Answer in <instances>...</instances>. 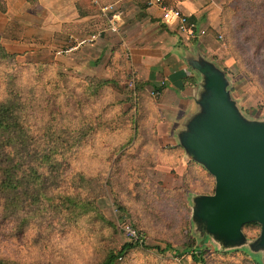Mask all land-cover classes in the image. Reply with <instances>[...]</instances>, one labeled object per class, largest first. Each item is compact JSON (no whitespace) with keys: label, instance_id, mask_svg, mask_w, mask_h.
<instances>
[{"label":"rangeland","instance_id":"obj_1","mask_svg":"<svg viewBox=\"0 0 264 264\" xmlns=\"http://www.w3.org/2000/svg\"><path fill=\"white\" fill-rule=\"evenodd\" d=\"M193 1L199 11L205 9L207 14L210 13L216 25L217 31L212 33L210 43L214 51L207 56L222 74L228 98L240 120L248 126H264V0ZM167 2L177 8L171 0ZM201 31L198 28L195 36L187 35L202 42H197V47L204 45ZM122 37L120 34V40L113 38L114 42L108 43L118 46L111 47L108 57H98L101 63L107 62L105 74L117 84L87 101L81 99L84 98L81 91L83 83L87 78L97 77L83 68L78 70L62 59L76 55L95 41L72 51L67 50L71 46H63L53 51L43 50L17 57L13 70L24 91L33 83L38 84L36 111L44 105L46 97H49L48 110L59 108L62 127L74 121L78 115L98 116L106 120L109 128L99 130L83 141L77 155L75 153L70 158L69 168L63 176L78 172L95 180L94 202L108 222L109 227L102 231L105 235L103 238L107 240L101 239L98 245V222L86 226L90 234L72 227L66 231L55 228L57 231L52 232L47 243L43 241L45 235L41 226L34 225L29 228L23 241L13 239L7 246L2 245L0 254L6 251L14 259L42 264H95L98 247L105 248L114 243L122 245L138 238L144 246L152 249L129 253L120 264H196L191 259L190 251L183 253L187 245H193L191 249L194 254L202 255L207 264H264V249L258 227H245V237L224 245L220 239L209 235L204 225L195 221V200L199 196L213 194L214 179L197 165L179 166L177 152L159 148L152 134L155 115L140 122L137 120V131H133L134 118L131 120L126 116L131 109L124 89L132 78L126 73L125 60L112 54V50L119 53L124 43ZM97 40L101 44L109 39L103 35ZM32 64H45L47 67L37 74L36 66ZM72 64L76 62L72 61ZM11 71L12 68L7 70L6 65L0 66V99L4 96L3 77ZM56 74L65 75L66 80L64 85L59 83L60 90L55 92L54 96L57 97L54 98L53 86L48 81H52ZM37 75L41 77L38 81L35 80ZM73 95L80 97L79 105ZM160 95L150 97L149 104L153 109ZM150 107H147L149 111ZM129 136L133 139L129 140ZM61 182L65 185V177ZM117 204L122 205L123 210L118 209ZM12 242L20 243L11 246ZM153 246L166 250L159 252ZM175 251L182 255L176 256Z\"/></svg>","mask_w":264,"mask_h":264},{"label":"trees","instance_id":"obj_2","mask_svg":"<svg viewBox=\"0 0 264 264\" xmlns=\"http://www.w3.org/2000/svg\"><path fill=\"white\" fill-rule=\"evenodd\" d=\"M163 1L169 5L167 0ZM146 7H148L147 2L143 0L142 8ZM187 20L193 23L190 17ZM17 57V54L7 52L0 43V66L6 65L7 70L12 68V71L6 72L3 77L4 96L0 99V247L7 246L13 239L23 241L29 228L34 225L41 226L40 229L45 235L43 241L47 243L52 232L57 231L55 228H63L66 231L67 228L72 227L90 234L86 226L95 222H98L99 245L101 239L107 240L103 238L105 235L102 231L109 226L95 207V180L78 172L71 173L70 176L63 174L69 168L70 158L75 153L77 155L83 141L88 140L97 131L109 128L106 120L98 116L78 115L74 121L62 127L59 108L48 110L49 97L43 100L44 105L36 111L38 84L33 83V86L26 91L20 87L13 73ZM32 65L36 66L37 74L42 73L47 67L45 64ZM40 78L37 75L35 80L38 81ZM65 80V75L56 74L52 81H48V84L53 86V96L60 90L59 83L64 85ZM133 83L132 89L127 85L124 89L127 94L126 101L131 109L126 116L131 120L134 118L133 131L136 132L137 120L140 122L149 116L152 117L150 113L154 110L150 105L151 96L145 90L149 84L137 80H133ZM116 84L113 79L87 78L81 90L84 98L81 99L87 101L96 98L100 92L114 88ZM150 91L160 93L161 89L152 87ZM72 97L79 105L80 97L74 95ZM144 97H147L148 106H151L150 111L146 112L147 115L146 107L143 105ZM58 121L60 122L57 123ZM132 139L133 137L129 136V140ZM64 177L65 185L63 182L60 183ZM117 207L123 210L122 205L117 204ZM250 225L258 227L261 231L260 224L249 222L241 227L243 237H245L243 230ZM110 241L111 238L109 243ZM20 242H12L10 245ZM192 246L187 245L188 248L183 253L190 251L194 263L207 264L202 255L194 254ZM141 249L152 248L144 246L138 238L122 245L114 243L108 244L105 248L101 246L98 247V260L95 264H120L129 253ZM153 249L159 252L166 250H161L158 246H153ZM174 253L178 257L182 255L178 251ZM0 264H42V262L20 261L8 256L5 251L0 254ZM45 264H60V262Z\"/></svg>","mask_w":264,"mask_h":264},{"label":"crops","instance_id":"obj_3","mask_svg":"<svg viewBox=\"0 0 264 264\" xmlns=\"http://www.w3.org/2000/svg\"><path fill=\"white\" fill-rule=\"evenodd\" d=\"M92 1L0 0V43L7 52L18 57L72 46L81 37L96 34L108 26L107 20ZM96 1L102 6L116 4L118 7L121 14L118 36L106 33L104 36L109 40L101 44L95 40L90 47L85 46L76 55L62 61L78 70L83 68L100 80H106L107 62L101 63L98 57H108L111 47L118 48L108 43L114 42L113 38L120 40V34L123 35L121 52L112 50V54L125 60L128 76L149 84L145 87L146 93H150L152 87L161 89L159 100L153 105L154 112L150 113L151 116L155 115L153 138L159 148L177 152L179 166L197 165L212 177L183 147L184 138L204 115L203 102L207 92L201 69L205 65L216 69L207 56L214 51L210 46L211 36L217 31L210 13L207 14L205 9L199 11L193 0H171L184 15L193 20V36L198 28L203 30L204 45H201L202 42L195 37H187L173 25L165 24L157 8H142L143 0ZM197 42L201 43L198 47L195 45ZM72 61L76 64H72ZM144 100L146 114L147 97Z\"/></svg>","mask_w":264,"mask_h":264},{"label":"water","instance_id":"obj_4","mask_svg":"<svg viewBox=\"0 0 264 264\" xmlns=\"http://www.w3.org/2000/svg\"><path fill=\"white\" fill-rule=\"evenodd\" d=\"M201 72L204 115L183 147L214 178L215 187L213 195L196 198L193 217L224 245L243 237L244 224L257 222L264 249V126L240 120L217 69L205 65Z\"/></svg>","mask_w":264,"mask_h":264},{"label":"built area","instance_id":"obj_5","mask_svg":"<svg viewBox=\"0 0 264 264\" xmlns=\"http://www.w3.org/2000/svg\"><path fill=\"white\" fill-rule=\"evenodd\" d=\"M148 7H155L159 10L161 20L170 26H174L177 31L181 34H186L188 36H193L194 24L188 22L187 16L182 14L178 8L172 7L165 4L163 0H146ZM92 4L98 8V11L107 20L108 26L105 30H100L96 34L84 37L76 41L75 45H72L67 50L72 51L79 48L81 45L89 42L92 43L97 40L98 37L105 35L106 33L117 35L119 33V26L121 22V14L118 11L116 4L110 5H99L96 0L92 1ZM133 79L128 82V86L132 89L134 86ZM159 92H150V96L153 98L158 97ZM137 239V238H136Z\"/></svg>","mask_w":264,"mask_h":264}]
</instances>
